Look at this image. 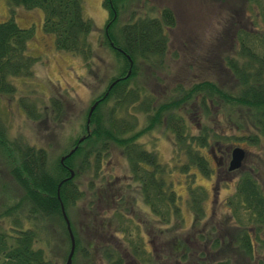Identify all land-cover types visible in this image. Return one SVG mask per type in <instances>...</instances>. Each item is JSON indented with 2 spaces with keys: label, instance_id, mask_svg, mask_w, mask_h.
Masks as SVG:
<instances>
[{
  "label": "trees",
  "instance_id": "trees-1",
  "mask_svg": "<svg viewBox=\"0 0 264 264\" xmlns=\"http://www.w3.org/2000/svg\"><path fill=\"white\" fill-rule=\"evenodd\" d=\"M5 1L15 8L37 7L40 10L39 27L50 33L53 45L79 55L84 64H89L92 43L88 33L92 22L88 16L82 14L81 0ZM119 1L112 0L116 15L111 16L112 10L107 0H101L107 9L104 22L106 19L107 22L111 20L105 28L107 35L102 27V38L110 49L115 71L109 76L103 89L91 100H95V103L88 115L89 133L78 141L77 137L84 130L71 138L69 146L73 142L78 144L63 158V162L72 168L73 175L64 177L68 174L66 167L58 158L51 160L42 146L8 137L0 121V172L5 171L12 181L10 184L0 178V191L3 193L1 196L7 191H18L15 192L14 201L9 199L0 210V264L63 263L69 238L60 203L73 236L70 264H93L92 259L96 252L108 264H113L115 253L105 250L104 245L100 251L97 250L101 243L96 244L94 240L97 238L88 231L91 218L95 214L94 209L88 205L87 200L78 208L74 206V200L82 192L76 187L74 176L85 171L86 167L95 172L108 141L114 142L123 153L130 174L129 180L138 181V192L143 199L158 211L164 225L168 224L167 218L171 213V229L177 227L180 222L177 197L161 173L162 166L155 160L156 156L152 151L145 150L134 140L136 132L128 133L134 121L126 119L123 111L128 112L129 104L149 111L148 118L165 120L171 128L172 141L176 146L173 148V156L184 169L195 165L202 173H206L209 164L199 148L208 146L207 143L214 140L220 143L224 140L228 144L233 138L231 135H238L250 144L262 143L257 158L264 167V37H260V41L252 30L238 25L234 33L233 49L221 57L223 67L233 77L231 88L221 89L207 79L185 87L174 83L173 91L168 90L163 96L164 99L156 102L150 91H145L141 98L139 94L143 90L137 85H127V79L134 73L137 60H143L146 65L157 68L166 39L161 25L173 23V12L163 6L157 16H140L134 22L120 24L117 27L118 33L114 34L112 26L116 21ZM253 1L257 4V16L264 24V0ZM30 33V25L20 26L11 15L0 20V93H12L14 86L9 77L25 75L30 71L34 59L25 52V42ZM110 81L112 83L106 88ZM103 104L106 108L101 107ZM50 105L55 115L61 105L54 95L50 98ZM215 106L222 115L220 119H225L231 128L229 134L208 128L204 123L197 125L198 132H190L186 125L188 121L175 111L176 107H184L185 110L192 107L210 115L211 107ZM235 170L237 176L231 192L227 194L231 225L224 226L221 236L223 245L236 243L239 247L235 249V254L243 257L250 252L248 246L251 243L262 246L259 232L264 226V191L257 176L259 169L255 165L244 167L242 162ZM109 187L112 191L105 186L99 195L106 198L124 193L115 184ZM131 192L128 189V193ZM189 196L194 212H200L198 189L191 188ZM70 208L71 217L68 215Z\"/></svg>",
  "mask_w": 264,
  "mask_h": 264
},
{
  "label": "rangeland",
  "instance_id": "rangeland-1",
  "mask_svg": "<svg viewBox=\"0 0 264 264\" xmlns=\"http://www.w3.org/2000/svg\"><path fill=\"white\" fill-rule=\"evenodd\" d=\"M122 1L123 7L118 10L116 21L112 26L114 34L118 33L117 27L124 20L136 19L140 16H157L160 6L170 7L168 0ZM81 6L82 14L88 16L92 22V28L88 33L92 43L89 64H84L79 55L53 45L50 33L42 31L39 27L40 10L37 7L23 9L20 8L21 6H16L15 8L9 6L5 0H0V20L11 15L20 26H31V33L25 42V52L34 59L29 73L9 77V81L14 86L12 93H0V121L8 137L42 146L51 160L57 159L59 154L68 149L71 138L83 132L88 104L93 96L103 89L109 76L115 71V62L110 49L102 38L106 11L101 0H81ZM171 10L174 21L170 30L165 32L166 42L161 54V62L157 68H153L146 65L145 61L137 60L134 73L127 79V85H137L141 91H150L156 102L164 99L163 96L168 90L173 91L174 83L185 87L193 82L207 79L216 83L221 89L231 88L233 77L223 65H220L223 62H220V58L230 52L231 48L233 49L234 33L239 26L252 30L260 41V37H264V24L257 16V4L253 0H171ZM53 95L61 105L55 115L50 105V98ZM105 105L101 107L106 108ZM127 108L129 113L123 111L124 117L134 121L128 133L136 132L134 138L138 143L154 151L156 160L162 166L161 173L175 191L180 212L187 221L189 213L184 207V197L189 195L191 188L197 186L201 188L203 195L200 202L206 206L204 202L209 193L212 176L203 174L194 165L186 169L180 167L173 156V148H176L172 141L173 133L165 120L148 118L149 111L140 110L134 104H129ZM183 108L176 107L175 111L181 113L188 121L186 125L189 126L190 132H198L197 125L204 123L208 128L230 133L231 128L225 119H220L222 115L217 110V106L211 107L210 115L202 113L198 108L191 107L187 110ZM231 137L233 138L230 139L229 144H238L245 149L242 159L244 167L255 165L259 169L257 176L264 191V167L257 158L262 143L254 145L238 135ZM222 142L224 143V140ZM223 143L221 146L226 144ZM201 151L208 153V146L204 145ZM127 173L129 174V170L122 152L114 142L108 141L97 172L94 173L92 168L86 167L85 171L74 176L82 191L76 202L77 207L82 206L88 197L86 182L89 179L93 183L99 179L107 181L111 176ZM221 174L222 172L219 176ZM236 176L235 171L226 186L223 181L219 183L218 197L223 190L225 193L226 190L232 189ZM229 177H231L230 173ZM0 178L12 184L5 171L0 172ZM14 190L7 191L6 198L5 195L1 196L3 193L0 191V210L6 206L9 199L15 197V192L18 191ZM136 203L133 207L141 210L140 199H137ZM100 204L103 207L102 200ZM223 207L221 206L220 209H224ZM15 212L16 210L13 211ZM68 215L72 216L71 208L68 209ZM4 220H6L5 216ZM259 233L262 237V246L257 252H259V260L264 263V226ZM134 234L132 230L133 236H129L130 234L128 236L134 239ZM135 256L136 253H132V258ZM127 259L131 258L127 257ZM92 260L93 264H108L98 253L94 254Z\"/></svg>",
  "mask_w": 264,
  "mask_h": 264
},
{
  "label": "flooded vegetation",
  "instance_id": "flooded-vegetation-1",
  "mask_svg": "<svg viewBox=\"0 0 264 264\" xmlns=\"http://www.w3.org/2000/svg\"><path fill=\"white\" fill-rule=\"evenodd\" d=\"M168 1L170 3V7L168 8L171 10V0ZM107 4L112 10L111 16L116 15L113 9L112 0H107ZM118 4L119 9L123 7L122 0H120ZM162 7L163 6H160L158 8V12ZM105 11L106 18L107 9H105ZM134 20L135 19L133 18L127 19L122 21L121 24L131 23L134 22ZM109 22H111V20L107 22L106 19V22H104L103 26L106 35L107 31L105 28H107ZM170 28L171 24L161 25V31L164 33V35L165 32L170 30ZM220 62H222L221 58ZM220 65H223V62L220 63ZM144 93L145 91L143 90V92L139 94L141 98ZM86 111L84 119L86 118ZM88 120H84V132L80 134V139H82L85 134L89 133ZM76 140L78 141V139ZM134 140L138 143L136 138H134ZM77 144L78 142H73L68 148L72 146L75 147L77 146ZM207 144L208 153L206 152L204 153V155L206 157V162L209 164V168L207 172L203 174L212 176L213 179L211 180V183H209V193L206 197V201L204 202L206 206H204L203 203L200 202V199L203 195L201 192V188L196 186V188L200 192V212L195 213L193 210L194 208L192 209L190 205L191 198L189 195L184 197L183 203L185 204L184 207L187 208L189 217L186 221L185 217H183L180 212L178 218L180 222L177 227H174L173 229H171L170 226L171 213H169L167 218L168 224L164 225L163 220L161 221V219L159 218L158 211L151 208L149 203L146 202L139 194L137 188L138 181L129 180L130 174L127 173L124 175L121 174L120 176H111V179H108L107 181L99 179L94 183L89 179L86 182L88 189V197L86 200L88 202V205H90L94 209L93 211H95V214L91 218V222L88 226V231H90V233H92L93 236L97 238V240H94L96 241V244L101 243L100 245H98L99 247L97 248V250L100 251L102 249V246L104 245L105 250H111L113 253H115L113 257V264H264L259 260V252H257V250H259L261 247H259L255 242L251 243L248 246L250 252L243 257L235 254V249H238L239 247L236 243L226 245H223L222 243L223 240L221 234L223 233L224 226L231 225V215L228 212L229 205L227 198V194L231 192V190H226L225 193L223 190L222 194L218 197L217 188L219 187V183L222 181V183H224L226 186L227 181L231 180L232 178V173L236 171L235 169L242 165V159L245 153V149L242 147L243 154L239 166L228 169L227 162L230 155V147L233 144L228 143V145L223 143L224 145L221 146V143L216 140L212 141L211 143L208 142ZM140 146L145 150H148V147L146 145ZM202 147L203 146H201L199 149L201 150ZM149 151H152L154 153L153 150ZM61 154H59L58 156V161L66 167L68 174L70 170L71 174L67 175L72 176V168H70L69 165H66L63 162V158L66 155L60 160L59 157ZM100 164L98 168H100ZM98 168L94 173L97 172ZM219 171L222 172L221 176H219ZM78 172L79 171H77V173ZM229 173L231 174V177H229ZM78 174H80V172ZM67 175H65L64 177H68ZM155 175L158 176V173L155 172ZM187 181L189 182V178L187 179ZM74 182L76 184V187L80 189L77 182L75 180ZM110 183L115 184L119 188H122L124 190V193L121 196L116 194L106 198L99 195L100 190L105 186L109 191H112L109 187V185H111ZM233 185L234 182L232 184V188ZM128 189L132 191V194L128 193ZM79 198H76L74 200V206L76 208H78L76 202ZM137 199H140L141 201V210L133 207V204H137ZM100 200L103 201V207L100 204ZM221 206H224V209H220ZM177 207L180 211V206L178 204ZM131 229L136 234H134V239H131V237H129L133 236L131 235ZM128 234L130 235L128 236ZM216 238H218V240H216ZM132 253H136V256L134 257L135 259L132 258ZM127 257L131 259L128 260Z\"/></svg>",
  "mask_w": 264,
  "mask_h": 264
},
{
  "label": "water",
  "instance_id": "water-1",
  "mask_svg": "<svg viewBox=\"0 0 264 264\" xmlns=\"http://www.w3.org/2000/svg\"><path fill=\"white\" fill-rule=\"evenodd\" d=\"M130 63V61H129ZM112 83V81H110L107 85V87ZM106 91V90H105ZM104 91V92H105ZM94 103L95 101H92L89 106H88V109L86 111V118H85V121L88 120V115L92 109V107L94 106ZM81 138V135L77 138L78 140ZM74 146L70 147L66 152H64L63 154L60 155L59 159L61 160L65 155H67L69 152L72 151ZM242 154H243V149L242 147L238 146V145H233L230 147V155H229V159H228V162H227V168L228 169H232V168H235L237 167L239 164H240V160H241V157H242ZM71 172L69 170V174L70 175ZM67 175V176H68ZM58 185V183H57ZM56 196H57V193H56ZM60 209H61V213H62V217L64 219V222H65V227L67 229V233H68V238H69V244H68V249H67V252H66V255L64 257V260H63V263L62 264H70V256H71V253H72V250H73V236H72V233H71V230H70V227H69V224H68V219L63 211V208H62V205L60 203Z\"/></svg>",
  "mask_w": 264,
  "mask_h": 264
}]
</instances>
